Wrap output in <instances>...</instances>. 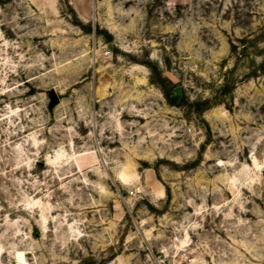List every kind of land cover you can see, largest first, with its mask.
Here are the masks:
<instances>
[{
  "label": "rangeland",
  "instance_id": "rangeland-1",
  "mask_svg": "<svg viewBox=\"0 0 264 264\" xmlns=\"http://www.w3.org/2000/svg\"><path fill=\"white\" fill-rule=\"evenodd\" d=\"M0 264H264V0H0Z\"/></svg>",
  "mask_w": 264,
  "mask_h": 264
}]
</instances>
